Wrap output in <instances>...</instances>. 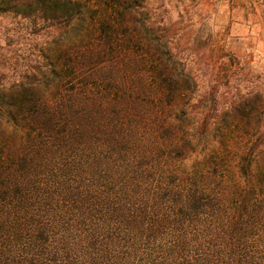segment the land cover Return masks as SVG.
Segmentation results:
<instances>
[{
  "label": "trees",
  "instance_id": "trees-1",
  "mask_svg": "<svg viewBox=\"0 0 264 264\" xmlns=\"http://www.w3.org/2000/svg\"><path fill=\"white\" fill-rule=\"evenodd\" d=\"M151 10L0 0V264H264V72Z\"/></svg>",
  "mask_w": 264,
  "mask_h": 264
},
{
  "label": "rangeland",
  "instance_id": "rangeland-1",
  "mask_svg": "<svg viewBox=\"0 0 264 264\" xmlns=\"http://www.w3.org/2000/svg\"><path fill=\"white\" fill-rule=\"evenodd\" d=\"M147 5L152 15L160 14L166 25L173 24L170 32L181 53L218 50L228 55L223 62L234 57L238 66L248 62L264 72V0H147ZM22 25L0 15V54ZM14 48L21 53L19 44ZM190 59V65H202Z\"/></svg>",
  "mask_w": 264,
  "mask_h": 264
}]
</instances>
